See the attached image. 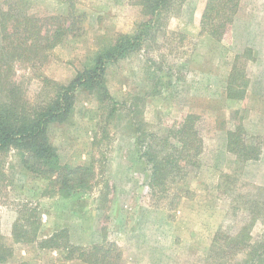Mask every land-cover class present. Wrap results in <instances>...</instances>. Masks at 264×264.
<instances>
[{"label":"rangeland","instance_id":"rangeland-1","mask_svg":"<svg viewBox=\"0 0 264 264\" xmlns=\"http://www.w3.org/2000/svg\"><path fill=\"white\" fill-rule=\"evenodd\" d=\"M22 1L39 16L64 14L68 7L63 0L9 3ZM70 1L83 16L81 31L58 44L40 69L65 83L104 44L135 32L146 17L135 0ZM207 2L182 1L149 29L140 51L108 64L104 83L119 102L116 112L111 101L77 90L71 120L50 128L63 163L91 168L86 186L63 196L11 156L10 185L0 190V237L12 256L0 264H89L67 259L64 249L14 241L13 223L24 202L37 206L40 239L65 228L80 247L114 242L122 264L247 258L250 248L229 238L256 217L248 231L254 240L264 233V0H239L222 40L201 32ZM13 74L33 101L42 80L26 63L16 62ZM188 113L200 115V166L152 192L151 166L142 156L150 134L162 136ZM241 128L250 145H261L259 159L244 161L229 149L228 133Z\"/></svg>","mask_w":264,"mask_h":264},{"label":"trees","instance_id":"trees-1","mask_svg":"<svg viewBox=\"0 0 264 264\" xmlns=\"http://www.w3.org/2000/svg\"><path fill=\"white\" fill-rule=\"evenodd\" d=\"M63 1L68 3L66 13L46 16L28 12L25 1L9 3L5 0L0 4V190L10 185L7 183V165L13 167L11 156H17L22 168L33 176L48 178L50 185L63 196H70L78 188L86 186L91 168L63 163L57 148L50 142V128L55 123L63 124L71 120L77 90L98 96L104 103L111 101V114L116 112L119 102L110 95L104 83L108 64L140 51L149 29L157 25L163 13H173L184 0H135L146 16L137 30L117 34L113 42L104 44L91 61L66 83L54 80L40 70L58 44L81 31L83 16L76 11L72 1ZM238 5L239 0H208L201 20V32L222 40L233 24ZM16 62L28 64L42 80L41 90L33 101L27 98L20 82L14 77ZM234 81L233 75L230 85ZM228 91L229 97L235 95L231 87ZM199 119V114L188 113L177 125L169 126L162 136L150 134L142 156L151 166L149 185L152 192L163 190L169 178L174 181L177 177H185L189 167L200 166L204 141ZM260 146L259 143L250 145L242 128L228 133V147L241 160L259 159ZM21 206L20 215L13 223L14 241L36 242L41 248L64 249L65 257L70 260L82 259L89 264H122V253L114 242L107 246L94 244L80 247L71 243L65 228L40 239L37 206L31 202H24ZM253 220L251 224L244 225L235 237L229 238L238 246L250 248L246 251L247 258L219 264H264V233L259 239H253L248 231L257 217ZM10 256L12 250L2 243L0 237V263Z\"/></svg>","mask_w":264,"mask_h":264}]
</instances>
